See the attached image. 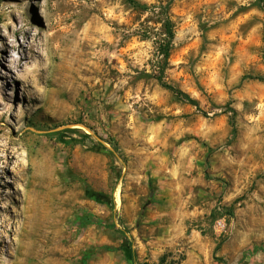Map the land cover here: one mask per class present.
Returning a JSON list of instances; mask_svg holds the SVG:
<instances>
[{"label":"rangeland","instance_id":"obj_1","mask_svg":"<svg viewBox=\"0 0 264 264\" xmlns=\"http://www.w3.org/2000/svg\"><path fill=\"white\" fill-rule=\"evenodd\" d=\"M137 1L0 0V264H264V0Z\"/></svg>","mask_w":264,"mask_h":264},{"label":"trees","instance_id":"obj_2","mask_svg":"<svg viewBox=\"0 0 264 264\" xmlns=\"http://www.w3.org/2000/svg\"><path fill=\"white\" fill-rule=\"evenodd\" d=\"M131 3L136 4V5H140L141 3L137 0H129ZM141 6V5H140ZM163 14H165L166 18H165V23H164V29H165V33L167 35V38L165 39V42L161 44V51L163 52L164 56H165V63L167 64V60L170 54V47L172 45V41L174 39V29H173V22L171 20V18L168 15V10H167V6H163ZM165 66H163L162 68L164 69ZM162 85L168 89H170L171 91L177 93L180 96H183L184 98L190 100L191 102H195L194 99H192L190 97V95L188 93H186L185 91H183L182 89L166 82V81H162Z\"/></svg>","mask_w":264,"mask_h":264},{"label":"bare ground","instance_id":"obj_3","mask_svg":"<svg viewBox=\"0 0 264 264\" xmlns=\"http://www.w3.org/2000/svg\"><path fill=\"white\" fill-rule=\"evenodd\" d=\"M118 193V192H117ZM119 200V199H118Z\"/></svg>","mask_w":264,"mask_h":264}]
</instances>
